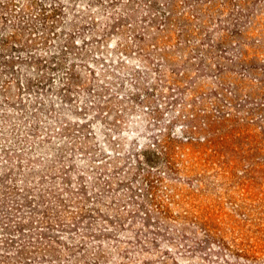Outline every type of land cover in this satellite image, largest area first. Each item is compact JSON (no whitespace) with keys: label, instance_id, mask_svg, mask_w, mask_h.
Segmentation results:
<instances>
[{"label":"rangeland","instance_id":"374dc122","mask_svg":"<svg viewBox=\"0 0 264 264\" xmlns=\"http://www.w3.org/2000/svg\"><path fill=\"white\" fill-rule=\"evenodd\" d=\"M0 264H264V0H0Z\"/></svg>","mask_w":264,"mask_h":264}]
</instances>
